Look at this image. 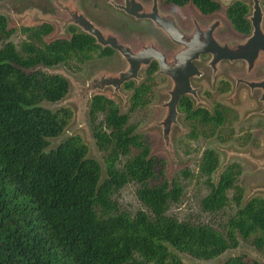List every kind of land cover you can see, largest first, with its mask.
Listing matches in <instances>:
<instances>
[{"label": "trees", "instance_id": "obj_1", "mask_svg": "<svg viewBox=\"0 0 264 264\" xmlns=\"http://www.w3.org/2000/svg\"><path fill=\"white\" fill-rule=\"evenodd\" d=\"M164 1L179 7L191 3L202 14L222 7L219 0ZM247 13L242 1L226 7L232 27L242 34L251 30ZM15 30L0 14V264H183L169 246L207 260L241 242L264 256V199L255 196L243 203L242 167L237 162L226 164L215 181L220 155L212 148L202 151L198 165L208 189L200 203L209 213L234 206L225 232L169 214L183 188L163 170L158 174L159 161L147 138L130 122L132 113L148 109L157 86L166 80L158 74L155 61L139 82L123 85L130 91L126 112L102 93L89 101L92 136L104 163L102 177L100 162L88 155L80 135H70L47 149L49 139L62 134L72 112L65 107L51 110L43 103L64 99L70 82L36 67L62 63L79 71L85 62L109 57L114 50L72 25L69 37L46 41L54 30L46 21L20 27L25 40L17 48L10 40ZM229 87L221 80L218 89L226 92ZM179 108L190 137L216 136L225 141L232 136L228 126L236 117L232 108L216 103L210 110L194 105L187 96L181 98ZM181 172L191 176L187 169ZM128 183L137 184L136 197L147 211L120 210L114 196ZM220 264L259 262L237 254Z\"/></svg>", "mask_w": 264, "mask_h": 264}, {"label": "rangeland", "instance_id": "obj_2", "mask_svg": "<svg viewBox=\"0 0 264 264\" xmlns=\"http://www.w3.org/2000/svg\"><path fill=\"white\" fill-rule=\"evenodd\" d=\"M60 1L68 3L70 0ZM141 1L145 4L151 2V0ZM112 2L115 4L122 3L121 0H77L79 8L91 22L102 30L118 35L123 42L134 49H137L141 42L153 39L168 53L173 50L172 43L150 20L135 19L123 10L114 7ZM159 6L164 12L173 15L182 29L189 27L188 21L190 18L203 24L219 19L225 27H229L228 32L230 34L240 36L233 30L226 16L224 5L217 12L210 15L202 14L191 3L179 7L166 3L164 0H159ZM0 14L6 17L9 28L16 29L10 40L17 48L25 40V35L20 31L22 26L36 25L43 21L52 23L54 30L45 37L46 41L58 37H69L71 34L68 28L62 29L63 22L45 19V17H67V14L57 7L52 0H0ZM196 64L203 74L201 77L192 79V85L199 89L198 101L192 96L190 98L194 105L204 106L210 110L216 103L232 108L236 115L233 122L228 125L229 129L233 131L232 136L225 141H220L216 136L190 137L189 127L185 122V113L178 107L177 122L172 125L169 139L166 141L160 121L166 112L164 104L169 99L168 90L171 86L169 78H166L165 82L157 86L154 100L148 109L132 113L130 122L136 124L137 132L147 138L151 154L159 161L156 166L158 174L160 175V170H163L169 180H178L183 188L180 200L170 204L169 214L181 220L208 224L224 233L227 219L234 213V206L229 205L218 213H209L202 209L200 202L208 193V189L204 182L205 177L199 175L198 165L201 153L205 148H212L219 153L220 166L213 174L215 181L226 164L237 162L241 165L240 180L243 185V203L255 196L264 199V168L261 164L264 163V115L257 112L262 110L263 104L259 100L260 92L258 90L251 92L249 88L241 86L237 93H234V83L229 76L217 75L211 80V71L205 63V58ZM223 66L224 68H221L222 74L228 73L230 70H240L242 64L236 60L226 64L223 63ZM125 67L126 62L118 52L109 57L89 60L83 64L79 71H73L62 63L52 67L43 65L36 67L49 73L61 74L70 82V91L64 99L56 103H43L51 110L65 107L72 112V116L62 134L49 139L50 144L47 149L56 148L68 136L78 134L88 146V155L100 162L103 170L102 177H104L103 159L95 145L88 116L89 101L95 93H102L114 99L121 112H126L129 108L130 91L123 86L118 91H115L112 87H106L102 91L96 90L88 98L86 105L81 106L77 99L76 84L86 85L95 75L115 73L125 69ZM253 73L255 77L264 74V62L258 63L249 76L251 77ZM240 74L249 77L244 71ZM139 76L140 79L144 78V70L140 71ZM223 78L228 79L232 85V88L226 93L218 90V81ZM248 134L250 137L244 143ZM133 153H136V150H133ZM183 169L189 170L191 176L184 177L181 172ZM136 187L137 184L128 183L115 194L114 199L118 202L120 210L127 211L130 214H134L138 210L147 211L146 207L136 197ZM169 249L181 259L183 264H220L228 257L237 254H243L248 258L257 260L259 264H264L263 254L254 246L244 242H241L235 249H229L220 256L207 260L196 259L170 246Z\"/></svg>", "mask_w": 264, "mask_h": 264}, {"label": "water", "instance_id": "obj_3", "mask_svg": "<svg viewBox=\"0 0 264 264\" xmlns=\"http://www.w3.org/2000/svg\"><path fill=\"white\" fill-rule=\"evenodd\" d=\"M228 5L231 0H219ZM54 4L67 14V17H45L49 21L63 22L62 29L68 26H76L82 32L90 34L96 43L103 47H110L117 51L125 60V69L118 72L101 73L93 76L86 85L76 84L77 99L81 106H85L88 98L96 90H104L112 87L118 91L128 81H139L141 70L155 61L159 66V75L169 77L171 86L168 90L169 99L164 104L166 109L160 124L166 141L173 124L177 122L178 107L183 96H192L198 101V88L192 86L191 78L200 77L202 71L195 64L202 54H211L209 65L213 74L218 71V65L223 60L233 62L242 60L246 63L247 71L254 70L258 62L264 61V31L262 21L264 12L261 0H253V26L252 35L244 41H219L215 30L221 25L216 19L210 25L203 27L194 20L192 31H184L171 14H164L158 9V0H153L151 6L144 5L139 0H124L123 4H114L136 19H149L161 29L172 42L178 45V49L168 54L153 39L141 42L137 49L123 42L118 35L102 30L91 22L81 11L77 0L63 3L60 0H52ZM250 90L261 89L260 101L264 105V78L261 80L245 81ZM264 112V108H263ZM264 168V163H261Z\"/></svg>", "mask_w": 264, "mask_h": 264}, {"label": "flooded vegetation", "instance_id": "obj_4", "mask_svg": "<svg viewBox=\"0 0 264 264\" xmlns=\"http://www.w3.org/2000/svg\"><path fill=\"white\" fill-rule=\"evenodd\" d=\"M139 1H141V0H139ZM235 1H242V2H244V3H246L247 4V6H248V13H247V15H246V17H247V19H248V21L250 22V25H251V30H250V32L248 33V34H242V33H239V32H237L233 27V30L235 31V32H237L240 36L238 37V36H234V35H232V34H230L228 31H229V27H225L224 26V24L222 23V21H221V25L215 30V32H214V35H215V37L219 40V41H221V42H224V41H244L246 38H248L249 36H251L252 35V31H253V26H252V22H251V16L253 15V0H231L230 1V3L228 4V5H230L231 3H233V2H235ZM121 2L122 3H120V4H123L124 3V0H121ZM142 2V1H141ZM249 2V3H248ZM143 3V2H142ZM115 3H113L112 2V5L115 7V5H114ZM144 5H146V6H151L152 4H153V0H151V2L149 3V4H145V3H143ZM221 4L222 5H224L225 6V12H226V7L228 6V5H225V4H223L222 2H221ZM261 6H262V9H263V12H264V6H263V4H262V0H261ZM158 9H159V11L160 12H162V13H164V14H170V13H167V12H164L161 8H160V6H159V0H158ZM126 13V12H125ZM127 14V13H126ZM211 14H213V13H211ZM128 15V14H127ZM204 15H210V14H204ZM131 16V15H130ZM133 17V16H132ZM133 18H135V17H133ZM175 18V17H174ZM136 19V18H135ZM147 20H149V19H147ZM216 20V19H215ZM215 20H211V21H208V22H206L205 24H203V23H201V22H199L198 21V23H199V25L200 26H203V27H206V26H208V25H210L211 23H213ZM219 20V19H218ZM151 21V20H150ZM177 21V20H176ZM152 22V21H151ZM263 22H264V17H263V21H262V29H263V31H264V25H263ZM153 23V22H152ZM178 23V22H177ZM154 24V23H153ZM188 24H189V27L188 28H186V29H183L184 31H187V32H190V31H192L193 30V28H194V20H193V18H190V20L188 21ZM223 24V25H222ZM178 25H179V23H178ZM155 26V25H154ZM180 27H181V25H179ZM232 26V25H231ZM69 27V26H68ZM67 27V28H68ZM76 27V26H75ZM156 27V26H155ZM78 28V27H77ZM157 28V27H156ZM159 29V28H158ZM78 30H80L79 28H78ZM161 30V29H160ZM81 31V30H80ZM162 31V30H161ZM163 32V31H162ZM164 33V32H163ZM165 34V33H164ZM165 37L172 43V46H174V48H173V50L172 51H170L168 54H170V53H173L174 51H176L177 49H178V45L177 44H175L174 42H172L171 41V39L165 34ZM156 42V41H155ZM157 43V42H156ZM158 44V43H157ZM139 46V45H138ZM103 47V46H102ZM108 47V46H107ZM112 49V48H111ZM164 50V49H163ZM165 51V50H164ZM115 52H117V51H115L114 50V53ZM211 54H202L201 56H200V59L198 60V61H196L195 62V64L197 63V62H200V61H202L204 58H205V63H206V65H207V67L210 69V71H211V80H213L217 75H225V76H229L230 78H232V80H233V83H234V93H237V91H238V89L242 86V87H246V88H249V86L245 83V81H252V80H261V79H263L264 78V74H262V75H260L259 77H255L254 76V73H253V75L250 77L249 75H251V72H248L247 71V66H246V63L244 62V61H242V60H237V61H239L241 64H242V67H241V69L240 70H230V71H228V73H224V74H222L221 73V68H224V66H223V63L224 64H226L227 62L228 63H230V61H228V60H223V61H221L220 63H219V65H218V71H217V73L216 74H213V70H212V67L209 65V61H210V59H211ZM236 61V60H235ZM261 62H264V61H261ZM157 63V62H156ZM258 63H260V62H258ZM257 63V64H258ZM158 64V63H157ZM197 65V64H196ZM198 67V66H197ZM199 68V67H198ZM146 69V68H145ZM145 69H143L144 70V72H145ZM158 71H159V66H158ZM242 71H244L245 72V74L246 75H248L249 77H245V76H242L241 74H240V72H242ZM203 74V73H202ZM162 76H164V75H162ZM202 76V75H201ZM200 76V77H201ZM140 77V76H139ZM166 78H169V77H167V76H165ZM194 78H197V77H194ZM192 79L193 78H191V84H192ZM141 80V79H140ZM139 80V81H140ZM170 80V79H169ZM221 80H225V81H227L228 83H229V89H228V91L232 88V85H231V83L229 82V80L228 79H226V78H223V79H220L218 82L220 83V81ZM139 81H135V82H139ZM171 81V80H170ZM193 86V85H192ZM250 89V88H249ZM219 90V89H218ZM255 90H258L259 92H260V96H261V89H255ZM198 91H199V89H198ZM254 91V90H253ZM220 92H222L221 90H220ZM227 92V91H226ZM226 92H222V93H226ZM252 92V91H251ZM260 96H259V100H260ZM184 97V96H183ZM187 97H191V96H187ZM191 99V98H190ZM262 102V101H261ZM262 104H263V102H262ZM263 108H264V105H263ZM263 108H262V110H259V111H257L258 112V114H260V115H264V112H263Z\"/></svg>", "mask_w": 264, "mask_h": 264}]
</instances>
